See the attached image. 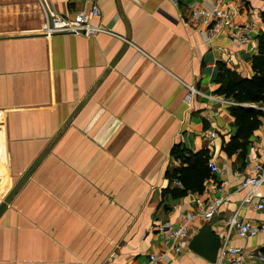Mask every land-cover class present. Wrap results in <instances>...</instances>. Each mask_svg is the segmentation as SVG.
Segmentation results:
<instances>
[{"label": "crops", "instance_id": "0c3cea01", "mask_svg": "<svg viewBox=\"0 0 264 264\" xmlns=\"http://www.w3.org/2000/svg\"><path fill=\"white\" fill-rule=\"evenodd\" d=\"M92 1L108 33H43L44 3L71 17L91 7L83 0H0V203L51 146L0 216V264H212L189 250L196 233L178 255L158 229L183 224L199 196L224 198L218 236L235 215L264 222L241 188L264 163V117L246 156L228 155L235 104L217 93L224 68L253 76L264 0H233L245 45L189 23L214 0ZM178 144L221 171L202 194L168 193ZM227 245L264 254V233Z\"/></svg>", "mask_w": 264, "mask_h": 264}, {"label": "built area", "instance_id": "2783aa9c", "mask_svg": "<svg viewBox=\"0 0 264 264\" xmlns=\"http://www.w3.org/2000/svg\"><path fill=\"white\" fill-rule=\"evenodd\" d=\"M83 1L91 4V7L78 11L71 17L51 11L48 5L44 3L46 23L43 33L48 36L61 34L94 36L100 33H108V30L94 22L100 16L98 6L93 4L92 0ZM233 4V0H214V6L210 9L193 8L189 23L193 26L203 27L212 37L217 36L221 32H226L232 41L242 45L250 44L252 43L250 37L242 34L234 21ZM227 63H232L231 55H228ZM257 109L264 112V106L257 107ZM208 167L213 175L221 173L215 161H209ZM253 170L255 171V175L245 178L241 183V188L249 191L244 201L246 204H250L255 199H260L261 202L256 206L259 210H263L264 200L260 189L264 186V163H254ZM177 185L181 186V183L178 182ZM224 186L225 184L221 183L218 186V192H222ZM223 201L224 198L215 196L210 201L197 199L196 205L200 208L197 214L188 217L183 224L177 227H170L166 230L164 226H161V231L167 233L173 240V249L177 254L184 249L186 242L198 231V227L194 226V222L196 220H208L212 218ZM262 233H264V222H251L240 219L236 215L232 216L229 219L228 230L224 236L218 260L214 264H249V260L253 262L255 259H257V264H264V254L249 255L244 248L227 245L230 238L234 235L239 238L248 239ZM164 255L165 253L151 255L149 257L150 262H160Z\"/></svg>", "mask_w": 264, "mask_h": 264}, {"label": "trees", "instance_id": "16d2710c", "mask_svg": "<svg viewBox=\"0 0 264 264\" xmlns=\"http://www.w3.org/2000/svg\"><path fill=\"white\" fill-rule=\"evenodd\" d=\"M258 53L251 59L253 76L240 77L235 72L224 68L220 74V88L217 93L231 99L235 105L231 107V114L238 127L236 136L224 146L228 155L238 153L245 157L250 138L261 125L264 112L252 107L264 105V34L257 37ZM172 155L181 165L170 173V178L182 182V188L168 190L173 198L185 196L187 193H202L205 183L212 174L208 167L210 160L208 151L194 153L182 144L174 146Z\"/></svg>", "mask_w": 264, "mask_h": 264}, {"label": "water", "instance_id": "95a60500", "mask_svg": "<svg viewBox=\"0 0 264 264\" xmlns=\"http://www.w3.org/2000/svg\"><path fill=\"white\" fill-rule=\"evenodd\" d=\"M51 146H48L40 158L34 162V164L25 172L20 181L14 186V188L9 192L6 198L0 203V216L8 207L12 201L15 194L22 187V185L27 181L32 172L36 169L41 159L45 156L48 149ZM216 222L214 218L210 222H206L200 227L199 231L193 236L192 240L189 243V250L195 254L201 256L210 263H215L219 255L220 249L222 247L221 238L215 234L212 225Z\"/></svg>", "mask_w": 264, "mask_h": 264}, {"label": "rangeland", "instance_id": "374dc122", "mask_svg": "<svg viewBox=\"0 0 264 264\" xmlns=\"http://www.w3.org/2000/svg\"><path fill=\"white\" fill-rule=\"evenodd\" d=\"M193 94V93H192ZM235 104V103H234ZM212 174V173H211ZM213 175V174H212ZM178 182H180L181 183V186H178L177 185V183ZM173 183H174V185L176 186V187H178V188H182L183 187V185H182V182L181 181H179V180H175V181H173ZM205 191V190H204ZM203 191V192H204ZM199 194H202V193H199ZM213 197L212 196H210V197H207V199H203V198H201V196H199L198 198H196V200H195V204H197V199H202V200H207V201H210L211 199H212ZM223 205V203L221 204V206ZM220 206V207H221ZM220 207L218 208V210H217V212H216V214L215 215H217L218 214V211H219V209H220ZM199 210H200V208L198 207V205H196V211H195V213H193L192 215H194V214H197V212H199ZM191 215V216H192ZM214 215V216H215ZM212 217V218H210V219H208V220H203V219H201V220H196L195 222H194V226H197L198 228L199 227H202L203 226V224H205L206 222H210V221H212L213 220V218H215V217ZM193 224V223H192ZM228 225H229V220H228V222H227V227H226V229L224 230V233H223V237H221V236H219L220 238H221V240H222V245H223V239H224V236H225V234H226V232H227V230H228ZM161 226L159 227V232H162L163 233V231H161ZM197 233V232H196ZM174 248V247H173ZM242 248V247H241ZM173 251H174V249H173ZM175 252V251H174ZM183 252V249H182V251L180 252V253H178V255H180L181 253ZM176 253V252H175ZM259 253V252H258ZM177 254V253H176ZM248 254L249 255H251V254H256L255 252H248ZM152 255H154V254H152ZM218 258V257H217ZM218 259H216V261H217ZM214 264V263H213ZM244 264V263H243ZM249 264H257V260H256V262L254 263V261L252 262L251 260H249Z\"/></svg>", "mask_w": 264, "mask_h": 264}]
</instances>
